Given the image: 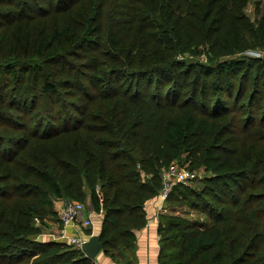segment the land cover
Here are the masks:
<instances>
[{
  "label": "trees",
  "instance_id": "obj_1",
  "mask_svg": "<svg viewBox=\"0 0 264 264\" xmlns=\"http://www.w3.org/2000/svg\"><path fill=\"white\" fill-rule=\"evenodd\" d=\"M77 1L0 0V166L17 162L36 183L29 186L41 192L46 213L54 216L50 194L82 198L86 184L93 209L103 211L102 250L111 253L134 245L136 231L148 222L147 201L163 188L162 170L184 158L189 170L204 167L210 175L197 186L176 183L166 203L200 210L211 224L200 227L186 217L161 213L159 264H264V193L247 194L242 207L235 208L252 176L264 183V170L231 169V158L222 152L228 130H236L237 138L264 130V59L200 62L172 56L135 67L118 51L125 3L96 0L88 17L64 22L62 15ZM154 1L150 15L158 33H150L149 43L192 55L207 43L216 55L264 48V17L249 35L258 43L241 47L227 37L221 48L217 38L212 40L217 31L212 9L219 0H210L191 40L180 38L175 6ZM135 2L126 6L124 20ZM92 51L104 57L100 66L92 64ZM233 98L245 109L235 111ZM85 132L88 137L75 140L72 152L56 155L59 159L40 165L23 157L30 140ZM8 178L0 174V198L20 191L18 185L1 183ZM230 192L238 193L233 207L226 206ZM255 199L253 209L245 207ZM3 203L0 264H94L70 244L34 239L40 229L26 221L30 218H8Z\"/></svg>",
  "mask_w": 264,
  "mask_h": 264
},
{
  "label": "rangeland",
  "instance_id": "obj_2",
  "mask_svg": "<svg viewBox=\"0 0 264 264\" xmlns=\"http://www.w3.org/2000/svg\"><path fill=\"white\" fill-rule=\"evenodd\" d=\"M95 1L96 0H78L76 3L71 5V10L69 13L62 15V20L65 22L66 19H68L74 23L75 21L82 20L86 15L88 17L90 15L89 13L92 12L93 7L95 6ZM115 1L119 4L125 3L124 11L122 12L123 15L120 16L122 21L121 38L123 40L118 46V51H124L125 54L129 55V61H132L131 64L135 67H143L154 60H166L172 56L187 61L200 62H209L212 60V57H219V59H244L249 57H260L264 59V48L262 47L247 48L232 55H227L225 54L226 52L224 50H221V52H218L216 55L214 52L218 50H213L210 43L198 46V48H196V51L198 52L194 55L189 53L176 54L175 52L170 51L168 44H163L161 46L159 44L149 43L148 39L151 38L150 33H155V35L158 33L155 31L157 29H154L155 25L153 26L150 15L153 12L151 9L155 3L154 0H136V7L130 14H128L129 18L127 20H124V14L128 10V7L126 6L130 4V0ZM165 2L173 4V6H175V13L180 17V24H178L177 27L180 30V38H182V40H191L193 28L199 27V30L201 29L199 23L203 20L204 12L207 11L210 0H165ZM213 7L214 8L212 10L214 11L212 15L216 17L217 26L215 29H217V31L212 37V40L217 38L219 47L226 48L225 41L227 40V37H232L236 43L235 45L241 47L245 45L253 46L255 43H258L253 41L252 37L249 35L251 33H255V30L258 29V26L264 17V0H219L218 3H215ZM120 9L123 8L120 7ZM141 12L144 13L142 19ZM81 15L83 17H81ZM56 17L57 16H54V18L49 21L51 25L55 21ZM130 18H132V20H130ZM223 25H225V30L222 28ZM131 46H135V48L132 50L130 49ZM130 51L131 54L128 53ZM91 54L93 57L92 64H99L100 66V62L104 57L102 55H97V53L93 51L89 52L88 56ZM118 54L121 55L122 53ZM260 81L263 82L264 80ZM240 105V101L233 98L232 107L235 109V111L245 109V107L242 108ZM92 108L94 107L92 106ZM94 110L97 109L95 108ZM235 111H232V114L236 116L239 113ZM92 120H87V123L91 122ZM95 123L100 122L95 121ZM241 126H244V124ZM245 130L247 129H241V131ZM235 131L236 130H228L222 139L224 146L222 152L231 158L229 159V168L238 170L247 169V166H250L251 168L264 170V166L261 164V160L264 158V130L261 131L260 129H257V134L252 137L248 136V138L240 135H238L237 138L235 135L237 133H233ZM86 137H88V133L85 132L81 135V137L72 135L69 137H59L48 140L33 139L30 140L29 147H27L22 152V154L27 161H37L40 162L41 165L53 158L59 159L60 157L56 155H65L72 152L74 141L77 139H80L81 141ZM255 162L258 164L254 166ZM178 164L180 167H189V162H185L184 158L181 159ZM20 169L21 168L17 166V162L5 163L4 166H0V174H6L9 177L6 182L1 183H6L5 185L7 186L18 185V188H20L21 191H18L17 195H13L6 199L1 197L0 203L4 202L3 207L6 210V216L8 218L11 219L13 216L19 215L23 216L24 218H30V220L26 221H29L32 227L40 229V233L32 235L34 239L39 241L49 240L50 234L55 233L60 225L58 223V217L57 215L54 216L51 213H46L47 208L42 201L41 192H39V190H31L29 186V183H33L35 185L36 183L32 182L33 180L31 178L22 174ZM163 171L166 170H162V174ZM206 175L210 174L205 171L204 167H199L195 170L194 176L188 181L186 185L197 186L201 180L206 177ZM248 182L249 189L246 193H244V195H242L241 202L235 206L236 209L242 207V202L245 201L244 198L247 194L251 195L253 194L252 192L264 193V183L260 178L258 179L252 176ZM35 185H33V187ZM96 189L98 190L99 196L102 199V194L100 193L99 187L97 186ZM82 193V198H76L69 195L68 193H64L60 198L50 194V198L54 204L53 209L56 211L57 207H60L63 202L74 200L83 203L85 210L90 212V210H93V207L90 198V189L86 184H84L82 188ZM163 193L164 192L162 188L160 191V196ZM237 194L238 193L234 192H230L228 194L230 202L226 204L227 207H233L231 199ZM253 201L254 202H249L251 205H245V207H251L250 210L253 209L254 205H257V200L255 199ZM175 204L176 203H172L171 206H169L170 204L168 205L166 203L165 198V202L162 203L163 208L159 206V210L161 209V211H164L162 213L186 217L192 222L201 225L200 227H207L211 224L209 217L204 215L200 210H195L185 205L179 206ZM230 224L231 223H229L228 226H230ZM255 224L257 225V223Z\"/></svg>",
  "mask_w": 264,
  "mask_h": 264
},
{
  "label": "built area",
  "instance_id": "obj_3",
  "mask_svg": "<svg viewBox=\"0 0 264 264\" xmlns=\"http://www.w3.org/2000/svg\"><path fill=\"white\" fill-rule=\"evenodd\" d=\"M163 171V194L162 201L165 202L170 190L176 183L187 184L195 174L186 167H180L178 164H172ZM176 181V182H175ZM58 223L60 224L55 233L50 234L49 239L65 242L74 248L82 250L83 244L94 234H98L95 229L94 219L101 216L103 211L96 212L94 209L85 210L83 203L79 201H65L60 207H57ZM87 232L88 237H85Z\"/></svg>",
  "mask_w": 264,
  "mask_h": 264
},
{
  "label": "crops",
  "instance_id": "obj_4",
  "mask_svg": "<svg viewBox=\"0 0 264 264\" xmlns=\"http://www.w3.org/2000/svg\"><path fill=\"white\" fill-rule=\"evenodd\" d=\"M163 202L160 195L147 201L148 222L136 231V240L131 248H120L111 251V253L101 250L95 259H92L94 264H159L161 247L158 228L159 215L164 212L159 210V206L162 207ZM102 218L103 214L94 219L95 229L98 233L101 230ZM85 237H88L87 232Z\"/></svg>",
  "mask_w": 264,
  "mask_h": 264
},
{
  "label": "water",
  "instance_id": "obj_5",
  "mask_svg": "<svg viewBox=\"0 0 264 264\" xmlns=\"http://www.w3.org/2000/svg\"><path fill=\"white\" fill-rule=\"evenodd\" d=\"M102 243L100 241V234H94L88 238L83 244L82 251L85 252L86 256L95 259V257L101 252Z\"/></svg>",
  "mask_w": 264,
  "mask_h": 264
}]
</instances>
